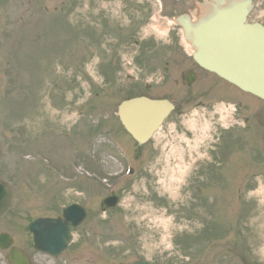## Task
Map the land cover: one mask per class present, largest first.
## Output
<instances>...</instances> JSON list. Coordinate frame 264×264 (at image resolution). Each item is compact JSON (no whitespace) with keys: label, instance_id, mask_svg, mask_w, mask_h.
<instances>
[{"label":"rangeland","instance_id":"374dc122","mask_svg":"<svg viewBox=\"0 0 264 264\" xmlns=\"http://www.w3.org/2000/svg\"><path fill=\"white\" fill-rule=\"evenodd\" d=\"M199 1L163 0L157 34L143 0H0V180L12 195L0 234L33 264H264V104L198 69L178 30L167 32L179 13L195 18ZM253 1L249 21L264 24V0ZM138 33L157 40L135 44ZM139 95L176 106L143 147L116 117ZM225 135L226 187L207 171L203 204L191 205L186 185L223 153ZM72 202L91 227L56 260L34 251L30 223Z\"/></svg>","mask_w":264,"mask_h":264},{"label":"water","instance_id":"95a60500","mask_svg":"<svg viewBox=\"0 0 264 264\" xmlns=\"http://www.w3.org/2000/svg\"><path fill=\"white\" fill-rule=\"evenodd\" d=\"M250 0H206L199 4V16L192 21L182 14L175 19L189 45L192 60L200 68L264 100V27L248 24ZM191 78L188 80L190 83ZM173 110L165 100L144 97L122 102L117 114L120 123L138 144H144ZM10 194L0 183V218L8 210ZM83 212L76 206L64 210V220L38 219L29 231L36 251L57 256L69 240L67 226L82 221ZM12 245L7 235L0 236V249ZM8 264H31L20 250L11 248Z\"/></svg>","mask_w":264,"mask_h":264},{"label":"flooded vegetation","instance_id":"af4514ba","mask_svg":"<svg viewBox=\"0 0 264 264\" xmlns=\"http://www.w3.org/2000/svg\"><path fill=\"white\" fill-rule=\"evenodd\" d=\"M161 1H163V0H161ZM105 214H107V213H105ZM109 214V213H108ZM87 215L88 214H86V216H85V220L83 221V223L81 224V226H83V225H86L87 227H91V222L90 221H87ZM62 215L60 214V215H53V216H44V218H53V219H57V218H59V217H61ZM72 230L70 229V232H71ZM91 235H92V232L90 233H86V235L85 236H82V239L84 240V241H86V242H88V244L89 245H91L92 246V242H91ZM109 236H111V235H109ZM134 262H138V261H133V262H131V263H129V264H132V263H134ZM63 263L64 264H67L68 262L65 260V261H63Z\"/></svg>","mask_w":264,"mask_h":264}]
</instances>
